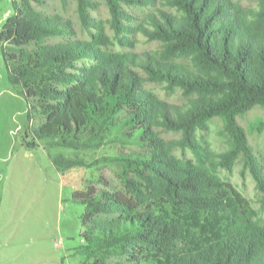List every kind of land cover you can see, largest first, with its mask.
<instances>
[{"label": "trees", "instance_id": "trees-1", "mask_svg": "<svg viewBox=\"0 0 264 264\" xmlns=\"http://www.w3.org/2000/svg\"><path fill=\"white\" fill-rule=\"evenodd\" d=\"M31 1L39 0L12 1L0 42L7 80L23 94L28 121L41 119L33 137L74 150L111 142L136 148H122L115 158L123 189L86 180L72 191L71 200L83 205L77 254L89 264H264V227L252 221L242 194L212 172L217 165L231 169L241 154L264 207V179L236 121L264 106V0L249 10L233 0H164L172 12L140 27L147 38L166 41L162 56L193 54L202 72L149 53L106 59L79 39L46 43L73 36L72 23L36 12ZM106 2L121 29L122 4L157 0ZM128 64L196 96L185 105L165 102L143 88ZM215 116L229 140L221 153L198 137ZM158 128L181 137L165 141ZM175 147L189 149L193 159L181 162ZM47 156L60 173L82 164L61 153Z\"/></svg>", "mask_w": 264, "mask_h": 264}, {"label": "rangeland", "instance_id": "rangeland-1", "mask_svg": "<svg viewBox=\"0 0 264 264\" xmlns=\"http://www.w3.org/2000/svg\"><path fill=\"white\" fill-rule=\"evenodd\" d=\"M12 1L0 0V29L4 19L13 14ZM233 1L243 10H249L257 6L258 0ZM30 3L44 16L58 15L72 23L73 36L48 38L46 43L79 39L89 41L106 59L143 57L142 54L149 53L202 72V65L193 54L177 50L162 56L166 41L143 35L140 27H144L150 17L172 12L164 5V0L147 6L122 4L127 16L119 20L121 29L113 25L106 0H39ZM128 65L143 78V88L165 102L185 105L188 99L196 96V92L184 91L165 81H153L143 69ZM40 120L28 121L23 94L18 86L7 80L0 42V264H89L76 252V247L83 243L79 236L83 205L73 202L71 193L82 189L86 180L97 188L123 189L119 180L121 168L115 158L122 148L129 151L136 148L121 146L118 142L81 150L65 148L33 137L31 127ZM236 121L245 133L255 165L264 179V106L255 105L238 115ZM223 127V118L215 116L207 121L206 128L198 130V137L215 153H221L229 146ZM157 131L165 141L181 137L179 131L164 128ZM48 151L78 157L82 164L60 173L48 158ZM172 154L181 162L193 159L187 148L175 147ZM212 172L242 194L254 212L252 221L264 227L263 192L257 188L243 156L239 154L235 158L231 169L217 165Z\"/></svg>", "mask_w": 264, "mask_h": 264}]
</instances>
